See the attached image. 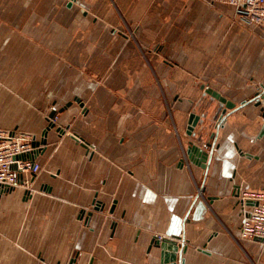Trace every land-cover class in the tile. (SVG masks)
<instances>
[{
    "label": "crops",
    "instance_id": "obj_1",
    "mask_svg": "<svg viewBox=\"0 0 264 264\" xmlns=\"http://www.w3.org/2000/svg\"><path fill=\"white\" fill-rule=\"evenodd\" d=\"M263 89L264 28L233 6L0 0V130L40 141L56 112L30 186L0 189V264H170L152 241L183 232L184 264H264L239 200L264 190V98L224 120L182 226L205 178L189 144L215 132L207 90L238 107Z\"/></svg>",
    "mask_w": 264,
    "mask_h": 264
},
{
    "label": "built area",
    "instance_id": "obj_2",
    "mask_svg": "<svg viewBox=\"0 0 264 264\" xmlns=\"http://www.w3.org/2000/svg\"><path fill=\"white\" fill-rule=\"evenodd\" d=\"M211 1L233 6L242 22L264 28V0ZM32 141L31 134L0 130V189L30 186L24 176H34L40 171V166L29 160H16L15 157L30 153L33 150ZM239 200L242 206L240 236L264 241V190L243 193ZM158 239L162 240L163 237L158 236Z\"/></svg>",
    "mask_w": 264,
    "mask_h": 264
},
{
    "label": "water",
    "instance_id": "obj_3",
    "mask_svg": "<svg viewBox=\"0 0 264 264\" xmlns=\"http://www.w3.org/2000/svg\"><path fill=\"white\" fill-rule=\"evenodd\" d=\"M207 94L212 96V99L217 101V111L214 116V121L215 123V132H212L209 136L208 141H204L202 138V135L199 136L197 141L204 146L200 147L194 144L193 142H190L189 148H188V158L190 162L193 164L201 167L202 169L205 170V178L203 180L202 186L199 188V191L197 195L194 198V201L192 203V206L186 213L185 217L183 218L182 221V226H184L188 220V216L190 214L191 209L193 206L199 201L201 198V194L204 191V183L206 176L208 174V170L210 168V164L212 161L213 153L217 147V139H218V134L220 128L223 126V122L226 119L227 116H229L232 112L238 110L240 107L244 106L245 104L248 103H256L259 104L260 100L264 98V89L256 94L252 99L249 101H246L242 103L240 106L235 107L234 103L231 101H228L226 98L221 96L215 91L212 90H207ZM227 110H229L227 112ZM264 116V114H263ZM205 117V114L202 115V119ZM55 118H56V112L52 111V113L47 117L48 125L45 127V130L43 131V138L40 141H37L33 137L32 141V148L33 150L30 153L26 154H21L19 156H16V160H22L26 161L29 160L32 163H34V155L37 154L38 152H41L43 150V146L46 144V137L48 134V131L51 130L56 126L55 124ZM191 125L195 126L197 123L202 124L203 120L200 119L198 116L191 115L190 117ZM208 150H206V149ZM212 198H210L211 200ZM247 204H252V202H247ZM100 205V206H99ZM96 210L101 209V204H97L95 207ZM155 239L152 241V245L154 244L155 246H158L162 250V258L165 263H170V264H184V258L183 254L187 251V245H186V240H185V233L183 232L182 236H175L172 237L171 239H163L159 242H157ZM262 241V240H261Z\"/></svg>",
    "mask_w": 264,
    "mask_h": 264
}]
</instances>
